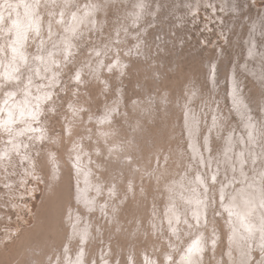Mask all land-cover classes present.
Masks as SVG:
<instances>
[{"label":"rangeland","instance_id":"374dc122","mask_svg":"<svg viewBox=\"0 0 264 264\" xmlns=\"http://www.w3.org/2000/svg\"><path fill=\"white\" fill-rule=\"evenodd\" d=\"M76 1L100 11L43 105L49 135L7 159L0 138V264H233L232 196L264 190V0Z\"/></svg>","mask_w":264,"mask_h":264},{"label":"bare ground","instance_id":"6f19581e","mask_svg":"<svg viewBox=\"0 0 264 264\" xmlns=\"http://www.w3.org/2000/svg\"><path fill=\"white\" fill-rule=\"evenodd\" d=\"M74 2L77 1L0 0V15L3 16V20H0V30L3 31L4 35L10 37L5 47L0 48V51L6 55L5 59L0 56V121L7 120L9 112L13 114L15 120V123L8 125L11 132L0 127V138L5 140L4 145L6 146L4 153H1V157L4 159L9 158L13 154L12 151L20 152L21 149L26 148L28 145L26 139L34 138L35 143L36 140L40 141L47 138L46 134L49 135L42 125L41 116L45 112L43 105L53 98V83L57 79L56 75L59 74L64 60H68L69 56L73 55L78 48L77 36L82 31L81 27L84 24H90L92 15L100 11V8H95L94 3L92 5L86 4L84 10L68 9V5H72ZM193 2L194 0L192 1L194 5ZM80 5L82 6V4ZM197 5L200 6V4ZM13 22H17L20 26L21 39L17 38V29L13 27ZM30 47L33 50L37 49V53L30 51ZM253 63L256 64V62ZM23 68H25L24 71ZM27 70L31 72L25 74V76L28 75L25 84V76L23 75ZM19 80H22V83H18ZM4 81L10 83L11 87L5 89L2 85ZM56 82L59 83L60 79ZM40 83H43L42 86ZM49 87L53 88L50 89ZM20 93L22 96H19ZM2 94H6V98L2 99ZM33 114L35 119H33ZM33 165L34 168L31 171L39 172L37 163ZM42 180H44L43 177ZM247 185L239 193L232 196L233 202L228 209L236 226L234 233L229 236L232 244L230 251L232 256L235 255V251L239 253V259L235 255L236 259L232 262L233 264H253L256 253H262V260L258 264H264V206H262L264 205V195H262L264 190H261L255 182H251L248 187ZM240 225L243 227L242 231H240ZM5 238L6 240L11 239L12 235L7 233ZM203 247L200 242V250ZM191 264H197V260L194 258Z\"/></svg>","mask_w":264,"mask_h":264},{"label":"snow or ice","instance_id":"6c2138e0","mask_svg":"<svg viewBox=\"0 0 264 264\" xmlns=\"http://www.w3.org/2000/svg\"><path fill=\"white\" fill-rule=\"evenodd\" d=\"M0 20H3V16L0 15ZM13 27L17 29V38L21 39L22 38V33L19 31V24L17 22H13ZM15 51V49H13ZM77 79H79V75H77ZM6 103V102H5ZM21 115H23V112H21ZM33 119H35V115L33 114ZM15 123V120L13 119V114L11 112L8 113V119L5 121H0V127H3L5 131L11 132V128L8 127V125ZM32 131H35L34 129H30ZM213 181H215V176L212 177ZM264 195V194H262ZM264 206V205H262ZM200 250V241L199 240H194L192 243V246L189 248V253H192L194 251H199Z\"/></svg>","mask_w":264,"mask_h":264}]
</instances>
